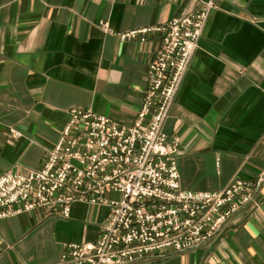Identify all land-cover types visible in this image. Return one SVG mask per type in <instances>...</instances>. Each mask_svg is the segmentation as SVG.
I'll list each match as a JSON object with an SVG mask.
<instances>
[{"label":"crops","instance_id":"obj_1","mask_svg":"<svg viewBox=\"0 0 264 264\" xmlns=\"http://www.w3.org/2000/svg\"><path fill=\"white\" fill-rule=\"evenodd\" d=\"M214 4L164 125L180 139L189 191L264 177V0ZM198 8L197 0H0V174L40 168L72 107L134 124L163 34L124 41L102 22L120 33ZM258 198L260 208L237 214L212 244L133 264H264V179ZM109 217L107 206L75 202L68 218L37 209L1 219L0 264H62L68 244L97 240Z\"/></svg>","mask_w":264,"mask_h":264},{"label":"built area","instance_id":"obj_2","mask_svg":"<svg viewBox=\"0 0 264 264\" xmlns=\"http://www.w3.org/2000/svg\"><path fill=\"white\" fill-rule=\"evenodd\" d=\"M197 1V10L159 26L116 33L102 22L105 32L124 41L163 34L133 125L90 107H72L40 168L0 174V220L37 209L68 218L75 202L110 208L98 239L68 244L62 264H133L210 245L237 214L260 208L264 177L236 179L220 191L184 189L180 139L164 130L215 6L214 0ZM11 134L20 136L15 129ZM4 250L0 236V258Z\"/></svg>","mask_w":264,"mask_h":264}]
</instances>
